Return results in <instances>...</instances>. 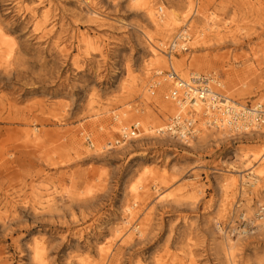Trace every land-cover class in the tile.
<instances>
[{
  "label": "rangeland",
  "instance_id": "374dc122",
  "mask_svg": "<svg viewBox=\"0 0 264 264\" xmlns=\"http://www.w3.org/2000/svg\"><path fill=\"white\" fill-rule=\"evenodd\" d=\"M191 1H154L157 16L167 5L181 19L163 38L141 0H0V264H228L229 235L238 240L235 264H264V218L255 215L264 162L209 167L213 152L231 161L238 146L264 152V125L204 133L198 148L154 133L104 151L86 142L122 102L153 127L175 114L164 51L184 25L191 40L172 59L177 73L214 74L226 96L264 105V0ZM45 14L48 34L39 37L35 16ZM197 27L205 35L197 38ZM146 33L163 50L161 75L146 70ZM235 170H252L255 186Z\"/></svg>",
  "mask_w": 264,
  "mask_h": 264
},
{
  "label": "bare ground",
  "instance_id": "6f19581e",
  "mask_svg": "<svg viewBox=\"0 0 264 264\" xmlns=\"http://www.w3.org/2000/svg\"><path fill=\"white\" fill-rule=\"evenodd\" d=\"M38 1L40 4H42L44 6L51 3V0H38ZM135 1L139 2L140 0H135ZM154 1L155 0H141L142 4L144 5L146 17L149 19V21L155 27V29L157 31L156 34H158L159 36H161L163 38H169L171 36L172 32L177 27L180 26L181 19H180L179 15H177L174 11H172L167 5H165L166 10H164L163 6H159V10H158L159 14L157 16V12H155L156 10L154 7V4H156V3H154ZM189 4L190 5L192 4L191 0H190ZM160 8L162 9V12H160ZM48 12L49 11H47V13ZM38 18L39 17L35 16L36 21H35L34 29H35V32L37 34H41L39 37H43V36L48 34L46 32V27H45V24L47 22V14H45L44 17L40 21L37 20ZM211 19H214V18L212 17ZM184 27H186L187 29H185ZM183 29H184V31L188 30V33H187L188 41H190L191 35L189 33V26L184 25L182 27V29L179 31V33L181 31H183ZM206 29L211 30L212 27H207ZM195 33L197 34V36H196L197 38L201 37L202 35H205L204 30L200 29L199 27H197L195 29ZM145 35L147 37L148 42L151 44L149 46L151 48H149V49H150V52L153 56L152 60L145 65L146 70L149 71L152 68H157V71H158L157 75H161V73L163 71L162 67H164V65H165V59L163 58V50L161 48H159L156 44H154L153 36H151L149 33H146ZM170 64L173 65L175 68L173 60L170 62ZM184 64L185 63H179V67L181 68V70L185 69V67H183ZM192 74H196V73H192ZM166 81H169L171 83V81L167 77H166ZM161 83H162V81L161 82H155L154 84H152L150 86L148 91H150L151 95L155 94L154 88L157 87ZM218 83L220 84V86H223L221 80L218 77H216L212 80V86H214V84H218ZM162 89L165 90V87H163ZM144 95H145V100L150 99L149 95H147V94H144ZM159 99H160V101H162L163 109L165 112H169V111L173 112V107H169L170 105H169V103L165 102V99H162L160 96H159ZM132 107H133L132 103H130L129 101H127L126 103L122 102V105L118 110H116V111L111 110V111H113L114 115H113L112 119H110L109 122L101 119L99 132H98L99 134L96 135L95 138L92 137L91 134L87 135V136H89V143H90L89 148L91 150L93 149L95 151H97V150L104 151V150H108V149L114 147L113 145L111 146V143H113V141L106 142L105 137L106 136L111 137V136H113L114 132H118V131L120 132V130H123V129L129 130L132 123H135L138 125L139 130H140V134H139L140 137L146 136V135H153V133L158 134L157 130H159L160 127H163V126H165V124L168 123V122H166L164 125L153 127L152 124L147 120V119H149V116L143 117V115L140 114L141 110H139V109H137L135 112H133ZM190 109H193L194 111H196V116H194V118H193V119H195L194 120V124H195L194 133L196 136L191 138V139L184 138L183 143L187 144V146L196 145L195 147L198 148V147H201L203 144V139L201 137H203L204 133L219 132V131H216V130H214V128H211L208 126V123H207L208 118L203 116L204 103L202 102V100L201 101L199 100L198 103H196V104L194 103V105H192V106H190V105H182L181 106V110H183L182 112L190 110ZM105 112H107V111H105ZM177 112H180L179 107H177L175 114ZM221 133H223V132H221ZM197 138H198L197 142L192 143ZM160 141L162 143L168 144L170 141L173 142V139L163 137L162 139H160ZM127 143L128 142L120 143L116 146L121 147L122 145H125ZM231 153H232L231 159H233L232 161L226 156H220L218 152H213L212 158H211V162L213 163V165L209 166V167H212L216 170V169H218V167L220 165L225 166L226 163H232L234 161H242L245 163L248 162V165H250L253 160H259V161L264 162V152L259 154V152H256L254 150L246 149V148L238 146V149H236V150L233 149V151ZM205 166H207V165H205ZM235 171H237L239 173L240 180H241L242 184L249 183L251 186H255L256 181H258V180H255V181L251 180V175H255V173L252 170H250L249 172H246L245 174L242 173V170H235ZM259 172H260L259 174H262L264 172V168L260 169ZM236 182H237L236 178L232 177L231 182L228 185L234 186V185H236ZM143 187H144L143 185H140V186L135 185L133 187V190H135V192H136L138 190V188H143ZM192 188H195V186H192ZM89 192L91 193V189H89ZM161 199H162V196L159 198V200H161ZM136 203L137 202L135 201L132 205H129L127 207L129 215H133ZM245 215L246 214H244V216ZM255 215H256L257 219H263L264 218V208L258 209V211L255 213ZM128 222L129 221H126V223H128ZM263 226H264V221H262L258 225V227H260V228H262ZM218 228L221 229L220 227H218ZM242 232L247 233L248 230H241L239 233H242ZM237 241L238 240L233 239L229 235L226 237L225 243H223V245H222V247L224 248L225 253H226V259H227L228 264H235L236 263L235 251H236L237 246H238ZM101 253H103V249H101ZM81 261H83L84 264H88L87 262H85V260H81ZM39 264H42V262H39Z\"/></svg>",
  "mask_w": 264,
  "mask_h": 264
},
{
  "label": "built area",
  "instance_id": "2783aa9c",
  "mask_svg": "<svg viewBox=\"0 0 264 264\" xmlns=\"http://www.w3.org/2000/svg\"><path fill=\"white\" fill-rule=\"evenodd\" d=\"M160 12L162 9L160 8ZM187 29L186 27H184ZM188 30L181 31L174 39L167 43L165 55L172 61L174 55L180 50L188 49ZM166 77L171 81V87L165 95V99L172 101L179 107L180 112L170 117L165 126L157 130L159 135L171 136L181 142L184 138L195 137L194 116L196 111L193 109L182 112V105H194L199 100L204 103L203 116L208 118V126L214 130L227 133L230 136H238L259 131L264 125V105L261 103L242 104L229 98L221 91L220 84L212 86V80L216 78L214 74L201 75L191 74L188 79L182 78L174 66L170 64ZM209 113V114H208ZM140 130L137 124L133 123L130 129L120 130L118 139L116 138L110 148L117 147L120 143L130 142L140 137ZM89 143V136H86Z\"/></svg>",
  "mask_w": 264,
  "mask_h": 264
}]
</instances>
